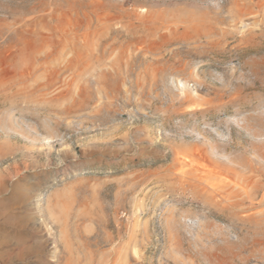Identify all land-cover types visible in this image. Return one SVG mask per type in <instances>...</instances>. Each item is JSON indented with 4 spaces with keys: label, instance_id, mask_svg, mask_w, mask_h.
Returning a JSON list of instances; mask_svg holds the SVG:
<instances>
[{
    "label": "rangeland",
    "instance_id": "rangeland-1",
    "mask_svg": "<svg viewBox=\"0 0 264 264\" xmlns=\"http://www.w3.org/2000/svg\"><path fill=\"white\" fill-rule=\"evenodd\" d=\"M0 264H264V0H0Z\"/></svg>",
    "mask_w": 264,
    "mask_h": 264
}]
</instances>
